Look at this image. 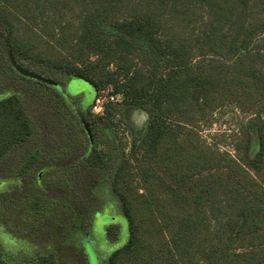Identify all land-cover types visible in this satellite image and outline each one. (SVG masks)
<instances>
[{"label": "trees", "instance_id": "obj_1", "mask_svg": "<svg viewBox=\"0 0 264 264\" xmlns=\"http://www.w3.org/2000/svg\"><path fill=\"white\" fill-rule=\"evenodd\" d=\"M260 40L264 0H0V264L18 251L31 264H92L94 222L110 207L127 239L98 264H264ZM12 58L63 88L79 78L123 100L95 115ZM24 81L85 132L83 148L51 145ZM227 104L250 115L234 154L199 131ZM106 233L115 243L123 225Z\"/></svg>", "mask_w": 264, "mask_h": 264}, {"label": "rangeland", "instance_id": "obj_2", "mask_svg": "<svg viewBox=\"0 0 264 264\" xmlns=\"http://www.w3.org/2000/svg\"><path fill=\"white\" fill-rule=\"evenodd\" d=\"M201 14L202 11L200 10L199 15ZM202 17L203 16L198 17V25L203 22ZM252 51L256 65L264 68V40L257 41ZM217 64L228 65L224 60L219 58L217 59ZM62 82L64 81L62 80ZM24 84L27 85V88L30 91V95L26 100L30 107V111L32 113H37L43 118L42 122H44L48 128L51 145L59 146L73 144L78 148H83L87 143V135L85 132L78 126H72L71 121L65 114H63L62 110L57 109L54 102L49 100L46 96V91L43 87L27 81H24ZM3 91L4 90L0 89V92ZM66 92L73 97L82 95V105L84 107L91 106L97 94L96 88L92 83L79 78H72L70 80ZM136 115L135 118L139 126L141 128L144 127L146 119H144L142 115V117ZM249 116V114L243 113L237 105L227 104L213 111L205 121L201 122L199 128L201 137L208 144L219 147L222 150H228L234 154L233 136L237 132L240 124L245 122ZM109 134L114 137L118 144L124 146L126 153H130L132 144L131 138L128 134H126L121 128H117L115 131L110 130ZM116 210L117 209L114 207H110L104 214L99 213L96 217L94 239L92 241L94 242V247L88 245V252L91 255L92 264H98L97 255L99 253L107 252L110 247H120L127 239L126 218ZM114 223H120L123 225V233L119 241L111 243L106 234V227ZM39 250L40 249H32L30 258ZM23 257H25L24 252L18 251L14 261L17 262V264H31V259L24 260ZM3 258L7 261L11 260L7 255H4Z\"/></svg>", "mask_w": 264, "mask_h": 264}, {"label": "built area", "instance_id": "obj_3", "mask_svg": "<svg viewBox=\"0 0 264 264\" xmlns=\"http://www.w3.org/2000/svg\"><path fill=\"white\" fill-rule=\"evenodd\" d=\"M123 98L113 92L112 88H102L96 95L92 104V113L98 116L105 114L106 105L109 103H120Z\"/></svg>", "mask_w": 264, "mask_h": 264}, {"label": "water", "instance_id": "obj_4", "mask_svg": "<svg viewBox=\"0 0 264 264\" xmlns=\"http://www.w3.org/2000/svg\"><path fill=\"white\" fill-rule=\"evenodd\" d=\"M12 63L14 65V67L17 69V71L28 77V78H32V79H35V80H38V81H41V82H44V83H47V84H51V85H55V86H59L57 82L49 79V78H46L44 76H41L39 74H35L27 69H24L23 67L19 66L16 61L12 58Z\"/></svg>", "mask_w": 264, "mask_h": 264}, {"label": "flooded vegetation", "instance_id": "obj_5", "mask_svg": "<svg viewBox=\"0 0 264 264\" xmlns=\"http://www.w3.org/2000/svg\"><path fill=\"white\" fill-rule=\"evenodd\" d=\"M71 80V79H70ZM70 82V81H69ZM69 84V83H68ZM68 84H67V86L66 87H64L63 88V86L61 85V84H59V86H56V87H58L59 88V90L60 91H62V92H65L67 95H70V94H68L67 92H66V90H67V87H68ZM71 96V95H70ZM73 97V96H72ZM76 98H80L81 100H80V106H81V108H82V110H87L89 107H84L83 105H82V95H77V96H75ZM74 97V98H75ZM93 104V103H92ZM91 111H92V105H91ZM95 222H96V220H95ZM95 222H94V232H95ZM111 225V224H110ZM107 234V233H106Z\"/></svg>", "mask_w": 264, "mask_h": 264}]
</instances>
